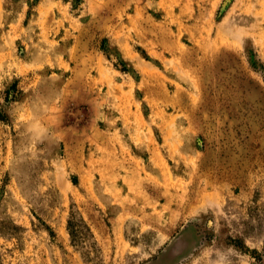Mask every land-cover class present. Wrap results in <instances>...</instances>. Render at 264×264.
Segmentation results:
<instances>
[{"label": "rangeland", "instance_id": "1", "mask_svg": "<svg viewBox=\"0 0 264 264\" xmlns=\"http://www.w3.org/2000/svg\"><path fill=\"white\" fill-rule=\"evenodd\" d=\"M0 264H264V0H0Z\"/></svg>", "mask_w": 264, "mask_h": 264}]
</instances>
